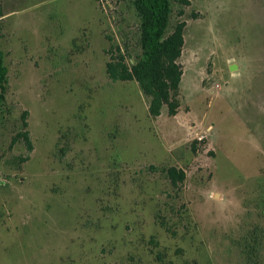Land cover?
<instances>
[{
	"label": "rangeland",
	"instance_id": "obj_1",
	"mask_svg": "<svg viewBox=\"0 0 264 264\" xmlns=\"http://www.w3.org/2000/svg\"><path fill=\"white\" fill-rule=\"evenodd\" d=\"M133 2L0 0V264H264V0L172 3L180 107L158 118L106 72L141 55Z\"/></svg>",
	"mask_w": 264,
	"mask_h": 264
},
{
	"label": "trees",
	"instance_id": "obj_2",
	"mask_svg": "<svg viewBox=\"0 0 264 264\" xmlns=\"http://www.w3.org/2000/svg\"><path fill=\"white\" fill-rule=\"evenodd\" d=\"M179 0H134L133 4L140 18L141 55L132 65H127L123 56L107 62L106 72L113 81L136 82L148 100V113L152 118L161 116L167 108L168 115L174 117L180 107V88L183 67L180 59L184 49V23H178L168 32L172 15V3ZM2 17V15H0ZM8 89V68L0 53V114L6 102ZM27 113L23 115V128ZM29 143L28 131L20 133ZM173 187H179L185 180L183 171L176 167L163 169ZM258 240V233L253 241ZM254 250H258L255 245ZM250 249V252H253Z\"/></svg>",
	"mask_w": 264,
	"mask_h": 264
},
{
	"label": "water",
	"instance_id": "obj_3",
	"mask_svg": "<svg viewBox=\"0 0 264 264\" xmlns=\"http://www.w3.org/2000/svg\"><path fill=\"white\" fill-rule=\"evenodd\" d=\"M231 69H235V66H232Z\"/></svg>",
	"mask_w": 264,
	"mask_h": 264
}]
</instances>
